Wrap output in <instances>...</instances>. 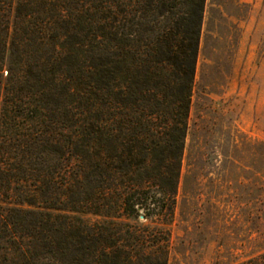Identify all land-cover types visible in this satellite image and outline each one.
Segmentation results:
<instances>
[{
	"label": "trees",
	"instance_id": "1",
	"mask_svg": "<svg viewBox=\"0 0 264 264\" xmlns=\"http://www.w3.org/2000/svg\"><path fill=\"white\" fill-rule=\"evenodd\" d=\"M205 7L0 0V264H169Z\"/></svg>",
	"mask_w": 264,
	"mask_h": 264
},
{
	"label": "rangeland",
	"instance_id": "2",
	"mask_svg": "<svg viewBox=\"0 0 264 264\" xmlns=\"http://www.w3.org/2000/svg\"><path fill=\"white\" fill-rule=\"evenodd\" d=\"M168 230L169 264L264 253V0H206Z\"/></svg>",
	"mask_w": 264,
	"mask_h": 264
},
{
	"label": "water",
	"instance_id": "3",
	"mask_svg": "<svg viewBox=\"0 0 264 264\" xmlns=\"http://www.w3.org/2000/svg\"><path fill=\"white\" fill-rule=\"evenodd\" d=\"M143 218V217H142Z\"/></svg>",
	"mask_w": 264,
	"mask_h": 264
}]
</instances>
